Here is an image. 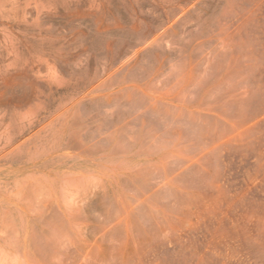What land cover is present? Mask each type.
I'll list each match as a JSON object with an SVG mask.
<instances>
[{
	"label": "rangeland",
	"instance_id": "obj_1",
	"mask_svg": "<svg viewBox=\"0 0 264 264\" xmlns=\"http://www.w3.org/2000/svg\"><path fill=\"white\" fill-rule=\"evenodd\" d=\"M0 264H264V0H0Z\"/></svg>",
	"mask_w": 264,
	"mask_h": 264
}]
</instances>
